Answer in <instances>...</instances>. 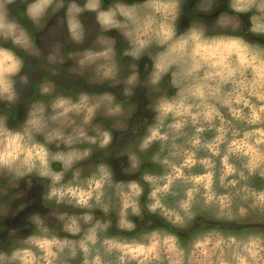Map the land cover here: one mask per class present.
<instances>
[{
    "label": "clouds",
    "instance_id": "9594fccd",
    "mask_svg": "<svg viewBox=\"0 0 264 264\" xmlns=\"http://www.w3.org/2000/svg\"><path fill=\"white\" fill-rule=\"evenodd\" d=\"M0 264H264V0H0Z\"/></svg>",
    "mask_w": 264,
    "mask_h": 264
}]
</instances>
